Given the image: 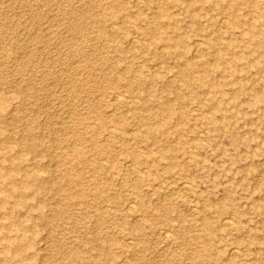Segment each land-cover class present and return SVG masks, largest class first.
Returning <instances> with one entry per match:
<instances>
[{
  "label": "rangeland",
  "instance_id": "374dc122",
  "mask_svg": "<svg viewBox=\"0 0 264 264\" xmlns=\"http://www.w3.org/2000/svg\"><path fill=\"white\" fill-rule=\"evenodd\" d=\"M1 105L0 264H264V0H0Z\"/></svg>",
  "mask_w": 264,
  "mask_h": 264
},
{
  "label": "bare ground",
  "instance_id": "6f19581e",
  "mask_svg": "<svg viewBox=\"0 0 264 264\" xmlns=\"http://www.w3.org/2000/svg\"><path fill=\"white\" fill-rule=\"evenodd\" d=\"M3 108H2V105L0 106V110H2ZM119 116V115H118ZM117 117V116H116ZM6 177V176H5ZM75 177V176H74ZM194 209V208H193ZM225 218H227V217H225ZM233 223V222H232ZM232 223H231V221H230V219L228 220V219H223L222 220V224H223V226L224 227H231L232 226ZM166 233V232H165ZM165 237H167V236H165ZM169 237V236H168ZM218 251V250H217ZM236 251V250H235ZM235 251H233V252H235Z\"/></svg>",
  "mask_w": 264,
  "mask_h": 264
}]
</instances>
